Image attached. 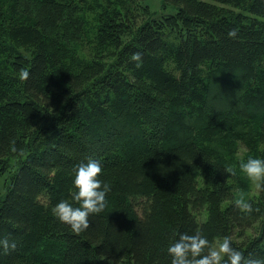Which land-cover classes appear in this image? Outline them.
Listing matches in <instances>:
<instances>
[{"label":"trees","instance_id":"1","mask_svg":"<svg viewBox=\"0 0 264 264\" xmlns=\"http://www.w3.org/2000/svg\"><path fill=\"white\" fill-rule=\"evenodd\" d=\"M161 8L0 0V264H264V0Z\"/></svg>","mask_w":264,"mask_h":264},{"label":"rangeland","instance_id":"2","mask_svg":"<svg viewBox=\"0 0 264 264\" xmlns=\"http://www.w3.org/2000/svg\"><path fill=\"white\" fill-rule=\"evenodd\" d=\"M147 3L150 4V8L154 11L157 12H162V4L164 2V0H144ZM128 3V1H127ZM170 8H167V10H169ZM140 15L138 14V19H140L142 17V11L140 9L139 11ZM69 44H70V48L75 52L76 55H78V57H82L83 59H87L84 55H85V48L82 44H80L81 39L79 37H75V36H71L69 38ZM98 60L104 63H108L109 61H111L110 57H98ZM228 89H231V87L229 85H227ZM226 86L225 88H221L222 90H226L227 89ZM227 92V91H226ZM225 93V92H224ZM208 110H212V109H208ZM255 115H259V111H256V109H254ZM227 114H229V112H227ZM252 118V122L253 120H255L257 117L251 116ZM227 141L226 140V135H223V133L221 134H217L214 135V138L212 139L211 143H213L214 145H216V147L218 149H220L222 152L226 151L225 146H222L221 144H218V142H214V141ZM235 150L232 154V157H234V159L236 158L237 161H242L244 156L248 155L250 152H248L246 150V148H244L243 146H238V144L235 145ZM253 155H255L256 153H252ZM236 171H237V182L241 183V185L239 187H237L235 184L237 183L235 178H233L232 180V190L233 193L235 194L236 198L240 201H245L249 198L255 197L258 193V187H259V181L262 178V176L264 175V164L262 163H255L253 165H251L250 167L247 166H236ZM195 177V175H194ZM199 179V178H198ZM200 180V179H199ZM8 183V179H6L3 176H0V191L5 190V187ZM3 192H0V194H2ZM200 217L204 216V210L200 211L199 213ZM211 250L214 254V257L216 260L220 259L223 253V248H222V240L219 238H215L214 241L211 243Z\"/></svg>","mask_w":264,"mask_h":264}]
</instances>
